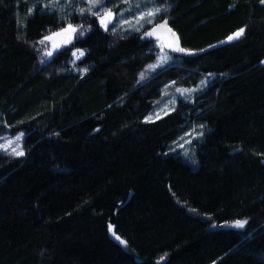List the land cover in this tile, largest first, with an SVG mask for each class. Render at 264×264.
I'll list each match as a JSON object with an SVG mask.
<instances>
[{"label": "trees", "instance_id": "trees-1", "mask_svg": "<svg viewBox=\"0 0 264 264\" xmlns=\"http://www.w3.org/2000/svg\"><path fill=\"white\" fill-rule=\"evenodd\" d=\"M45 1L0 0V135L25 133L23 157L0 153V264H264V4L155 0L194 54L140 81L151 27L116 35ZM68 23L91 30L41 65L35 45ZM201 81L144 121L164 86ZM194 123L197 169L167 151Z\"/></svg>", "mask_w": 264, "mask_h": 264}, {"label": "rangeland", "instance_id": "rangeland-1", "mask_svg": "<svg viewBox=\"0 0 264 264\" xmlns=\"http://www.w3.org/2000/svg\"><path fill=\"white\" fill-rule=\"evenodd\" d=\"M101 2L107 3L108 0H101ZM137 2L140 3V5H141L140 8L135 7V4ZM47 3H49V0L43 2V5H45ZM113 6H117V3L113 4ZM130 6H131V11H126V9H128ZM152 6H153V0H130V4L123 3V8H121L118 12L113 11L114 13H117V16L115 17V19L113 21V24L116 27L115 34L116 35H125V34H129V33H134L136 31H128L126 29H133L135 27H138L139 24H144V28L141 30V32L145 28L152 27L151 25H147L145 23V21L138 20L136 18L138 16L139 12L146 11L148 8H151ZM61 8L63 10H61ZM80 8H84V9L88 8L87 0H71V2H69V0H66L63 3H61L59 1V7L55 8V9L46 8V10L50 11V12L58 10L59 13H65V12L69 11V9H72L71 12L74 11L73 9H76L75 13L81 14L79 11ZM110 8L114 9L112 7H110ZM121 11L124 12V17L126 19H128V21H129V23L124 24L123 26H121L118 23V21L120 19L118 13H120ZM84 14L88 15L89 18L95 17L92 15H89L87 11H85ZM113 24H110L108 26V30L110 32H113L112 31ZM73 26H77V25H73ZM100 28L105 30L101 26H100ZM84 29H88V28H86L85 26H83V29L78 28L77 31L72 34L70 42L59 44V46L55 49H53L51 41L44 39L45 38L44 37L42 39L44 41V43H40V41H39L35 45V48L39 53L40 64L44 65L45 63L49 62L53 58V56L56 55L58 52H60L63 49L69 48L72 45V43L74 42V40L76 39V37L81 36L80 32L83 31ZM86 32L87 31L84 32V35ZM49 35H47V36H49ZM57 39L62 40L63 37H60ZM155 47H156V50L158 51L157 57L159 55H162V54L166 55L169 58L168 62L166 64H163L161 68H157L155 71H153L151 68H149V65H155V64L160 63V61H158V59L156 58V60L154 62L149 64L144 69V71L142 72V73H144V79L141 80V78L139 77L140 81H144V80L152 77L158 71L162 70L163 68H165L167 66H170L171 64H173L175 62L176 57L173 56L172 54H170L165 49V47L161 48L160 43H157ZM46 51H52L53 55L51 57L46 56L45 55ZM74 60L78 61V59L76 57H74ZM42 61L44 63H42ZM204 85L205 84H200L196 88H191V89H196V91L184 92L182 94L180 92H177V88L172 83L167 84L166 86H164V88L162 90L161 98L156 103H154L152 111L146 116L147 119L145 118L144 121L145 122H153V121H156V120L163 118L165 115L169 114L170 112H172L174 110L175 106L177 105V103L179 101L191 100ZM180 89H187V88H180ZM191 89H188V90H191ZM207 130H208V128L206 125H200V124L194 123L193 125H191L188 132H186L185 134L180 136L177 140L171 142L167 146L168 153L178 155L190 167H192L193 169H197L199 167V162H198V159H197V156L195 153L194 143L201 142L203 140L204 134L207 132ZM8 132H10V131H7L6 134L0 135V138H2V139H0V145H5L6 147H8L7 151L0 150V153H2L4 155L11 156V157H15V158L23 157L25 155L24 146H23L24 139H25V133L23 131H20V132L14 133V134H11ZM201 133H203V135H200ZM20 134H22L21 139L19 141H16L15 140L16 136L20 135ZM9 140L14 141V143L10 147L7 146V141H9ZM17 145L20 146L17 150L18 151L22 150L24 152V155L17 156V155L12 154V148H16ZM232 225H233V223L227 225L226 228L241 230V228H236V227H233ZM242 229H244V228H242ZM114 240L120 244V242L118 240H116L115 238H114ZM120 245L127 250V247H125L122 244H120Z\"/></svg>", "mask_w": 264, "mask_h": 264}, {"label": "snow or ice", "instance_id": "snow-or-ice-1", "mask_svg": "<svg viewBox=\"0 0 264 264\" xmlns=\"http://www.w3.org/2000/svg\"><path fill=\"white\" fill-rule=\"evenodd\" d=\"M69 2H71V0H69ZM109 3H111V0H108L107 3H102L101 0H87L88 8L87 9L80 8L79 11H80L81 15H83L84 12L87 11L89 15L95 16L97 18V20L99 21L100 26L103 27L105 30H108V26L110 24H113V21H114L115 17L117 16V13H114L112 11V9L108 6ZM123 3L130 4V0H123ZM260 3L264 4V0H260ZM43 6L45 8L55 9V8L59 7V0H49V3H47ZM135 7L140 8L141 7L140 3L137 2L135 4ZM32 10L33 9L30 8L29 13H31ZM61 10H63V9L61 8ZM167 10H168L167 7L161 8L157 3H155V0H153V6L151 8H148L146 11L139 12V14L136 18L138 20H143V21H145V23L147 25L152 26L150 30H145L142 32L141 39H144L146 37L155 36L157 40H160L161 39V36H160L161 30L167 31L168 33H170V35L173 37V39L170 42H168L166 45H161V48L166 46L174 52L193 55L194 54L193 52H191L190 50H188L184 47H181L179 39H178V37H176V33L172 32V30L167 27V20L162 15V13L167 12ZM126 11H131V6L128 9H126ZM118 15L120 17L118 23L121 26L129 23L128 19H126L124 17L123 11L118 13ZM78 28L83 29V25L73 26L71 23H68L67 26L62 27L60 29V31L55 32V33H51L49 36L45 37L44 39L51 41L52 47H53V49H55L59 46V44L70 42L72 34L75 33ZM143 28H144V24H139L138 27H135L133 29H126V30L141 32V30ZM90 30H91V25H89L88 29H84L83 31H81L80 35L83 36L85 31H90ZM112 31H113V33H115V31H116V27L114 24H113ZM244 31H245L244 28L239 29L236 33L229 36L228 40L239 38L244 33ZM60 37H63V39L58 40L57 38H60ZM40 43H44V41L41 40ZM72 54L74 57H76L78 59L79 57L84 55V51L81 49H76L75 51H73ZM45 55L51 57L53 55V52L52 51H46ZM157 59H158V61H160V63L155 64V65H149V68H151L153 71H155L157 68H161L163 64H166L168 62L169 58L166 55L162 54V55H159L157 57ZM42 63H44V62L42 61ZM84 71H87V69H84ZM140 78H141V80L144 79V73L140 74ZM172 83L174 84L175 81H173ZM201 84H206V82L201 81ZM190 91H196V89L188 90V89L177 88V92H180L182 94L184 92H190ZM200 135H203V133H201ZM21 136H22V134L17 135L15 140L19 141L21 139ZM0 139H2V138H0ZM13 143H14V141L9 140V141H7V146L10 147ZM19 147L20 146L17 145L16 148H12V154L17 155V156L24 155V152L22 150H19V151L17 150ZM0 150L7 151L8 147H6L5 145H0ZM246 224H247L246 220H244V221L236 220L232 226L242 229L245 227ZM111 227L112 226L109 225V230H111ZM113 235L115 236V239L120 242V244L124 245L125 247L128 246L127 242L125 240H123L119 235H116L115 232H113Z\"/></svg>", "mask_w": 264, "mask_h": 264}, {"label": "water", "instance_id": "water-1", "mask_svg": "<svg viewBox=\"0 0 264 264\" xmlns=\"http://www.w3.org/2000/svg\"><path fill=\"white\" fill-rule=\"evenodd\" d=\"M170 20H167V27L168 28H170ZM171 29V28H170ZM172 30V29H171ZM173 32V31H172ZM160 36H161V39L160 40H157L156 39V37L155 36H153V37H149V38H151V39H153L154 41H156V42H159V43H161L162 45H166L168 42H170L172 39H173V37L170 35V33H168L167 31H163V30H161V32H160ZM176 37H177V35H176ZM165 49L170 53V54H172V55H177V56H189L188 54H185V53H179V52H174V51H172L170 48H168V47H166L165 46Z\"/></svg>", "mask_w": 264, "mask_h": 264}]
</instances>
